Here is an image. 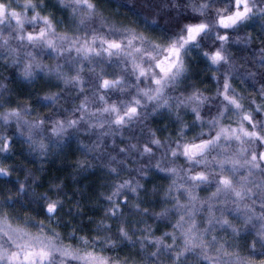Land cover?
I'll list each match as a JSON object with an SVG mask.
<instances>
[{
	"label": "clouds",
	"instance_id": "9594fccd",
	"mask_svg": "<svg viewBox=\"0 0 264 264\" xmlns=\"http://www.w3.org/2000/svg\"><path fill=\"white\" fill-rule=\"evenodd\" d=\"M0 5V264L40 241L44 264H264V162L251 159L264 152V0L227 30L235 0ZM193 18L204 27L184 43ZM246 114L259 138L185 156Z\"/></svg>",
	"mask_w": 264,
	"mask_h": 264
},
{
	"label": "snow or ice",
	"instance_id": "6c2138e0",
	"mask_svg": "<svg viewBox=\"0 0 264 264\" xmlns=\"http://www.w3.org/2000/svg\"><path fill=\"white\" fill-rule=\"evenodd\" d=\"M121 6H126V4H122ZM132 7H135V5H132ZM235 7L237 10L235 11L233 15L220 18L219 23L225 30H227L230 25H234L239 19L243 18L248 12L246 0H235ZM2 8L3 6L0 5V9ZM241 8H243V10H240ZM13 14L15 15V12ZM0 15H2V12H0ZM203 27L204 25L198 23L196 18H193L192 21L187 24V28H186L187 41H184V43L195 40L197 35L203 29ZM41 35H43V33H41ZM221 38L224 39V37H221ZM29 39H33V37L29 35ZM120 48H121V45L116 42H109L107 45V50L109 51L112 49H120ZM83 50L89 53L93 51V49L90 47H84ZM180 52H181L180 47H177L174 45L168 50V53L165 59L157 63L156 67L163 76L167 77L169 73H171L173 70L178 69ZM213 59L214 60L220 59L219 53H217L213 57ZM140 74L144 75V72L142 69L140 71ZM153 82L157 85L161 84V81L159 79H154ZM108 83L109 81L105 80L104 86L107 87ZM225 99L227 100L228 97L225 96ZM230 102L236 103L234 100ZM129 111L131 113H135L136 109L131 108ZM122 119H123L122 117L118 118L117 123H120ZM252 119L253 118L251 116L246 114L243 117V120L248 123L243 128L238 129L235 126L231 128L227 126H220L218 127L216 134L211 139L202 140L199 143L185 144L183 146V151H184L185 156L188 157L189 159H195L196 157L203 155L208 150V148L213 142L219 143L221 139H225V140L236 139L240 141L241 136H243L244 138H250V137L259 138V135H260L259 128H257L255 132L252 131V128H253V124L251 123ZM251 159L252 161L264 162V152H257L253 154ZM245 162L248 163L247 161ZM233 163L235 166V164L238 162H233ZM194 179L203 180V179H206V177L203 174H200L194 177ZM230 183L231 181L226 177L221 176L219 179V184L224 185L225 187H227ZM51 209H52V206L50 205L49 210ZM188 231L191 233L187 237L188 246L193 247V248L195 247L204 248L206 246L202 238H198L197 235L191 231V229H189ZM260 234L264 235V233H260ZM38 243H39V247H37L34 244L24 245V247L27 250L24 251L22 260H21L20 253L18 252L12 253L8 257L9 264H44V262L48 260L51 256V251H50L51 245L43 241H40ZM2 255H3V250L0 249V256ZM84 259H85V264H104L103 260L98 259L93 253L85 254ZM234 264H242L240 257H236Z\"/></svg>",
	"mask_w": 264,
	"mask_h": 264
}]
</instances>
